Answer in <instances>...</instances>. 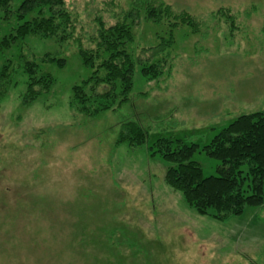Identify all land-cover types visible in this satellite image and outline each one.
<instances>
[{"label":"rangeland","instance_id":"1","mask_svg":"<svg viewBox=\"0 0 264 264\" xmlns=\"http://www.w3.org/2000/svg\"><path fill=\"white\" fill-rule=\"evenodd\" d=\"M147 1L66 0L74 37L28 35L0 49V70L8 65L0 89V264H264V199L227 221L198 215L148 149L159 136L201 147L239 115L264 111V0H161L191 15L195 30L147 19ZM20 2L0 19V41L39 15L20 18ZM98 17L126 22L127 51L158 62L162 73L147 78L137 66L129 100L89 116L70 103L72 87L93 72L77 38L88 46ZM159 43L164 50L152 55ZM46 54L64 65L42 60ZM25 59L53 79L30 102ZM126 119L148 128L146 145L117 143ZM193 160L204 176L216 174L217 160L203 152Z\"/></svg>","mask_w":264,"mask_h":264},{"label":"trees","instance_id":"2","mask_svg":"<svg viewBox=\"0 0 264 264\" xmlns=\"http://www.w3.org/2000/svg\"><path fill=\"white\" fill-rule=\"evenodd\" d=\"M12 1L0 0V19L7 17ZM66 6V0H21L18 7L20 18L36 10L39 15L21 22L0 41V49L28 35L42 38L55 36L60 40L74 37L73 17ZM144 14L153 21L171 18L172 26L186 24L194 30L197 26L191 15L183 11L175 13L169 4L161 0L147 1ZM97 20L100 28L87 38L88 46H83L77 38L80 59L93 72L72 87L70 103L78 112L89 116L114 109L129 100L137 66H141V74L147 78L162 73L158 62L134 59L127 51L126 45L132 41V32L126 22L106 25L101 17ZM163 46L164 43H159L148 51L154 55L164 50ZM42 60L64 65V59L49 54L44 55ZM22 67L28 77L24 100L30 102L48 91L53 79L49 74H38L39 65L34 59H25ZM7 68L8 65H4L0 70V89L5 85ZM101 70L103 75H100ZM116 141L126 142L132 147L146 145L149 141L148 128L126 119ZM148 149L150 156L158 155L167 164L166 183L179 191L187 206L198 215L227 221L241 215L245 208L258 207L263 203L264 111L239 115L201 147L180 138L159 136ZM197 152H203L219 162L216 174L203 175L202 167L193 160Z\"/></svg>","mask_w":264,"mask_h":264}]
</instances>
